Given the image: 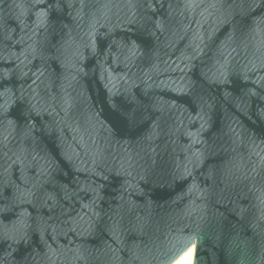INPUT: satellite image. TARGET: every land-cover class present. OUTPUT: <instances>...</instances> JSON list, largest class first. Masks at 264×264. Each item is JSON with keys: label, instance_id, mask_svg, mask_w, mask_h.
I'll list each match as a JSON object with an SVG mask.
<instances>
[{"label": "water", "instance_id": "water-1", "mask_svg": "<svg viewBox=\"0 0 264 264\" xmlns=\"http://www.w3.org/2000/svg\"><path fill=\"white\" fill-rule=\"evenodd\" d=\"M264 264V0H0V264Z\"/></svg>", "mask_w": 264, "mask_h": 264}, {"label": "bare ground", "instance_id": "bare-ground-1", "mask_svg": "<svg viewBox=\"0 0 264 264\" xmlns=\"http://www.w3.org/2000/svg\"><path fill=\"white\" fill-rule=\"evenodd\" d=\"M194 255H195V253L192 252L185 259H183L179 264H193L194 263Z\"/></svg>", "mask_w": 264, "mask_h": 264}]
</instances>
